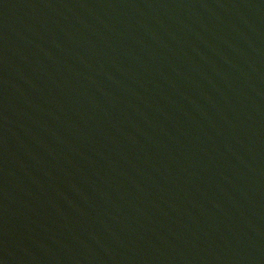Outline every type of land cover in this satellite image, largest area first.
I'll return each mask as SVG.
<instances>
[{
    "label": "water",
    "instance_id": "obj_1",
    "mask_svg": "<svg viewBox=\"0 0 264 264\" xmlns=\"http://www.w3.org/2000/svg\"><path fill=\"white\" fill-rule=\"evenodd\" d=\"M0 264H264V0H0Z\"/></svg>",
    "mask_w": 264,
    "mask_h": 264
}]
</instances>
